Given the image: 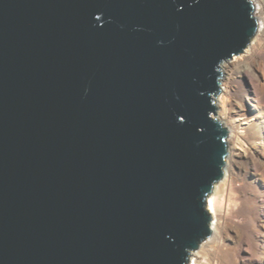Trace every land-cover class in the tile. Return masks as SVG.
Segmentation results:
<instances>
[{
  "label": "water",
  "instance_id": "water-1",
  "mask_svg": "<svg viewBox=\"0 0 264 264\" xmlns=\"http://www.w3.org/2000/svg\"><path fill=\"white\" fill-rule=\"evenodd\" d=\"M248 0H0V264H189Z\"/></svg>",
  "mask_w": 264,
  "mask_h": 264
},
{
  "label": "bare ground",
  "instance_id": "bare-ground-1",
  "mask_svg": "<svg viewBox=\"0 0 264 264\" xmlns=\"http://www.w3.org/2000/svg\"><path fill=\"white\" fill-rule=\"evenodd\" d=\"M248 1L253 6L252 15L260 28L242 58L221 63L224 94L221 101L219 100L222 110L218 112L217 120L222 126L229 127L233 135L226 141L229 152L225 158L223 178L214 186L212 193L207 198V209L213 220L210 224L211 235L209 240L211 243L209 250L213 248L211 251L213 254L210 253L212 256L206 258L205 251L208 255L209 250L194 252L190 258L191 264H211V260H214L212 258L220 256L218 249H223L220 246L219 248L215 247V244H222L226 240H230L235 247L229 248L225 252L224 261L220 259L223 264H246V261H253L254 254L252 257H241L242 251L245 249L255 252L256 259L264 264V164L259 167L255 147L254 151L249 149L246 153L239 152L236 147L237 143L257 136L259 129L257 127L258 124H261L260 118L264 117L262 95L257 93L260 91L257 88L261 77L251 73L252 68H248V65L256 59L260 60L263 65L261 76L264 80V0ZM243 75L250 77L254 93L257 96V104L255 102L250 107L245 103L249 89L244 87L245 85L241 80ZM254 109L258 111V114L251 126L242 128L240 124H235L237 118L250 119V113ZM240 130L244 131V134L239 133ZM241 162L248 164L246 169L242 170L241 165L244 163ZM238 181L242 182L243 186L238 187ZM233 192L238 194L240 203H235L236 206L231 207L233 209H229V206L223 207L224 200H227ZM227 203L230 204V202ZM227 203L226 205H228ZM240 215L247 220L243 228L233 221L234 217ZM225 222L231 225L230 227L234 231L232 235L228 234V236L225 232ZM238 234H240L239 237Z\"/></svg>",
  "mask_w": 264,
  "mask_h": 264
},
{
  "label": "rangeland",
  "instance_id": "rangeland-1",
  "mask_svg": "<svg viewBox=\"0 0 264 264\" xmlns=\"http://www.w3.org/2000/svg\"><path fill=\"white\" fill-rule=\"evenodd\" d=\"M257 24H258V22H257ZM259 28H260V26L258 24L257 32H258ZM257 32H256V34H257ZM256 34L254 35V37L252 38V40L255 38ZM249 45L247 46V48L249 47ZM247 48L244 50L243 53H241L239 55L233 56L231 59L227 60V62L228 61H234L236 59L242 58L245 55V53L247 51ZM221 65H220V70H219L220 71V78H219V89L220 90H219V93L213 98V103H214V106H215L214 119L216 121H218L217 120L218 112L220 110H222V106H221L219 100L221 101V97L224 94V86L222 85ZM249 67L252 68L251 73H253L254 75L257 74L258 77H261L260 80H259V82H258V88L257 89H258V91H259V89H260V91L261 90H263V91H261V92L259 91L257 93H258V95L261 93L260 96L262 95V102L264 104V80H262V76H261V73L263 72V65H262V63H261L260 60L256 59L253 63H251L250 65H248V68ZM241 80L243 81V84L245 85L244 87L247 88V89H249V92H248L249 95H247V98L245 100V103L250 107V105L255 104L256 97L257 96H256V93H254V88H253V85L251 83L250 77L243 75L241 77ZM256 104H257V102H256ZM257 114H258V111L254 109L250 113V115H251V118L250 119L246 120V119H243V118H240V119L237 118L235 120V124H240V126L242 128H247L248 126H251V124H253V122H255L254 119H255V116ZM260 120H261V124H258L259 126L257 127V129L258 128L259 129L257 130V132H258L257 133V136L255 138H250L249 140L244 141L242 143L241 142L237 143L236 144V147L239 150V152H241V153H246L247 150H249V149H251V151H254V147H255L256 148V156H257V160H258V165H259V167H262L263 164H264V122H262L264 120V117H261ZM222 127H224L228 131V135H227V138L225 140V141H227L229 139V137L231 135H233V132H231V129L229 127H225V126H222ZM243 132L244 131H242V130L239 131V133H243ZM226 146H227V143H226ZM226 149H227V155H228V152H229L228 147H226ZM241 163H244V162H241ZM247 165H248L247 163L242 164L241 165L242 166V170L246 169ZM237 185H238V187H241V185L243 186V183L240 182V181H238ZM238 197L239 196H238V194L236 192L231 193V196H229L227 200H224L223 207H226V206L228 207L229 206L228 207L229 209H233L231 207H235L236 206L235 203L236 204H239L240 203V198H238ZM224 199H226V198L224 197ZM228 200H230V201H228ZM227 202H230V204H228ZM226 203L228 205H226ZM233 204H234V206H233ZM233 221H235L234 223L239 224L243 228V226H245L247 220H245V217L244 216H241L240 215V216L234 217L233 218ZM224 225H225L224 226L225 227V232L227 233V235L228 234L229 235L230 234L232 235V233L234 231H233V229H231V227H230L231 225L229 223H226V222H225ZM239 235L240 234H238V237H239ZM235 239H236V236H235ZM209 240H210V237L207 238L203 243H201L199 249L196 250V251H194V252H197V251H200V250H203V251L209 250V248L211 247L210 246L211 243H209ZM230 242H231L230 240H226L225 242H222V244H215L216 246L214 244H212V245H214L217 248H219V246H220V248H223V249H221L222 251L218 249V251H219L218 253L220 254V256L217 255L218 257L212 258L214 260H211V264H213V262H214V264H223L221 262V260H223V261L225 260V252L228 251L229 248H234L235 247V245H233V243L232 242L230 243ZM212 250H213V248H211L208 251V253L209 254L210 253L213 254L211 252ZM215 251H216V249H215ZM206 252L207 251H205V257L206 258H210V257H207V256H212V255L211 254L210 255L209 254L207 255ZM193 253H192V255H193ZM253 254H254L253 261H249V262L246 261V264H261V262L259 261V259H256L257 256L255 257V252H253L251 250L245 249L244 251H242L241 257H252ZM256 255H257V253H256ZM190 264H191V262H190Z\"/></svg>",
  "mask_w": 264,
  "mask_h": 264
}]
</instances>
